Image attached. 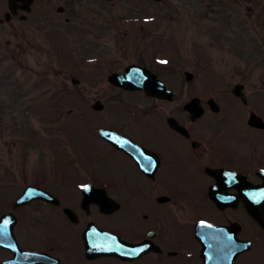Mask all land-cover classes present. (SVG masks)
<instances>
[{"label": "flooded vegetation", "instance_id": "1", "mask_svg": "<svg viewBox=\"0 0 264 264\" xmlns=\"http://www.w3.org/2000/svg\"><path fill=\"white\" fill-rule=\"evenodd\" d=\"M107 26L102 27L103 34ZM148 33L149 37L153 35L151 31ZM28 50L29 47L14 44L11 52L14 56ZM33 50L36 51V47L33 46ZM151 50L152 46L144 43L139 47L141 54L137 59L138 65L150 70L151 64L145 62L142 55H151ZM59 54L55 60L42 65L44 77L51 76L53 80H35V86L29 88L34 92L28 97L29 102L22 101L24 89L28 87L17 86L13 71L0 69V143L13 148L12 152L11 148L0 150V165L4 167L15 157L17 129L12 126L17 122L18 110H26L24 117L31 123L28 115H32L33 107L64 109L66 101L75 100L78 102L72 103L74 108L88 109L101 101L104 105L103 126L135 143L140 153H136L133 145H128L137 158L136 165L134 157H128L96 138L92 141V161L108 163L105 170L111 182L123 172L118 169V162L113 161H122L125 173L131 177L125 188L139 185L141 197L147 199L141 204L122 205L118 212L107 216L109 224L112 216L119 221L120 216L130 217L124 219L127 223L124 233L139 240L153 233L152 241L160 250L131 263L87 259L84 251L63 253L58 246L60 240L72 237L58 225L60 216H64L63 206L44 203L33 207L30 214L39 216L45 231L26 232L22 237V248L47 252L59 259L58 264H203L202 254L207 252L220 253L217 261L222 264L238 252L235 264H264V227L250 216L245 205L264 219V196L258 197L256 193L257 185L264 181L258 174L264 171V160L258 158L259 155L264 157V130L249 125L244 113L225 97L219 100L218 112L210 111L208 99L200 98L203 114L192 119L182 110L192 96L185 97L177 105L175 100L168 102L148 97L144 92L126 91L108 82V73L120 72L119 62L108 63L103 59L83 62L75 56H66L63 50ZM97 56L85 57L96 59L93 57ZM180 89L185 95L189 94L181 84ZM249 105V102L244 105L248 108L245 115L253 112ZM51 118H42L44 133L34 135L30 130L27 142L31 147L51 146L64 152V120ZM170 118H173L171 122ZM175 123L182 127L181 131L171 127L170 124ZM59 170L64 171V168L57 167L56 171ZM56 171L42 173V182L38 185L55 191L57 196L65 195L64 182L60 179L63 172ZM112 185L122 188L124 184L114 182ZM58 200L59 204L63 203L61 198ZM74 210L78 225L80 221L82 224L90 222L92 211L88 214ZM116 225L113 222L109 229ZM79 234L81 230L75 232V236L79 237ZM241 241L243 245L249 242L251 247L241 251Z\"/></svg>", "mask_w": 264, "mask_h": 264}, {"label": "rangeland", "instance_id": "2", "mask_svg": "<svg viewBox=\"0 0 264 264\" xmlns=\"http://www.w3.org/2000/svg\"><path fill=\"white\" fill-rule=\"evenodd\" d=\"M5 4L6 0H0V15L6 9ZM33 6V16L48 19L45 22L52 25L50 30L54 32L61 29L64 33L74 34L72 39L79 36L72 28L79 29L82 36L88 34L90 12L96 8L115 7L117 9L112 11L115 14L111 17L132 19L150 15L154 10L159 17H166L177 33H185L192 58L186 65L184 62L174 63L177 67L180 66V74L182 70H189L194 75V94L198 92L206 97L210 94L221 96V92L232 86V82L241 79L247 83L249 93L256 95V111L264 115V98L258 96L264 93L258 90L264 87V0H162L160 3L149 0H35ZM57 6H62L65 14L56 15ZM42 12L46 14L40 15ZM64 17L70 18L72 25L63 26V20L59 18ZM39 21L34 19L27 25L21 23L28 34L25 39L32 38L30 34L37 28L34 24ZM79 24L81 26L78 27ZM10 28L11 26H0L2 43L11 38ZM178 29L181 30L177 31ZM35 35L37 39H41L39 35ZM84 38L88 39V36ZM120 39L121 37L117 40ZM176 43L179 44L177 38ZM156 51L160 56L166 55L165 49L157 48ZM0 61L7 64L8 58L0 54ZM72 115V118H83L80 113ZM259 156L264 160V157ZM7 193L8 191H0V201ZM0 206H3V202ZM113 222L122 224L119 220Z\"/></svg>", "mask_w": 264, "mask_h": 264}, {"label": "water", "instance_id": "3", "mask_svg": "<svg viewBox=\"0 0 264 264\" xmlns=\"http://www.w3.org/2000/svg\"><path fill=\"white\" fill-rule=\"evenodd\" d=\"M16 1H21V0H9V5L10 7L16 2ZM25 2L28 1V0H24ZM30 2V0H29ZM3 221H0V224H2Z\"/></svg>", "mask_w": 264, "mask_h": 264}, {"label": "snow or ice", "instance_id": "4", "mask_svg": "<svg viewBox=\"0 0 264 264\" xmlns=\"http://www.w3.org/2000/svg\"><path fill=\"white\" fill-rule=\"evenodd\" d=\"M81 187L84 188L85 190H87L88 186L87 185H82Z\"/></svg>", "mask_w": 264, "mask_h": 264}]
</instances>
